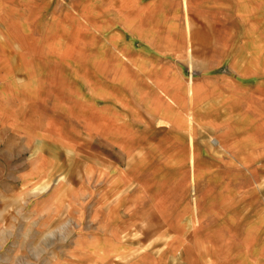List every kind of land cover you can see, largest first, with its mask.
I'll list each match as a JSON object with an SVG mask.
<instances>
[{
	"label": "rangeland",
	"instance_id": "1",
	"mask_svg": "<svg viewBox=\"0 0 264 264\" xmlns=\"http://www.w3.org/2000/svg\"><path fill=\"white\" fill-rule=\"evenodd\" d=\"M134 1L121 0L123 14L129 11V6ZM177 1L180 4V0ZM14 2L16 5L8 3L5 6L4 10L8 14L6 26L0 28V40H5L4 53L9 52V58H6L9 65L19 64L20 58L16 57L19 50L17 41H22L25 49H34L36 45L39 50L42 47V50L49 52V58H44L41 62L34 63L35 65L50 66L55 71L65 67L67 74L69 68L85 67L79 71L82 74L74 71V76L79 82L78 89L82 88L83 83H88L90 87L87 91L82 89L76 92H83L82 98L88 101L91 111L98 112V119L101 116L102 121L90 123V141L78 142L80 145L108 154L114 160L117 158L113 153V144L117 147L122 145L123 148L136 145V152L133 151L135 159L172 164L178 163L183 156L180 150L187 151L186 139L182 135L177 138V135L181 132L184 137L187 133L190 135V160L193 164L186 172L190 179L186 183L187 205L197 195L201 196L202 202L205 201V206L210 199L213 210L211 216L196 219L192 226L216 224L221 229L226 226L241 228L243 223L249 221L248 226L251 228H264V169L250 171L255 182H250L248 186H245L248 178L242 174L249 171H241L243 167L248 168V164L254 163L252 161L258 162L256 167L260 166L264 162V154L253 160L248 158L251 157L250 153L247 154L248 157H241L239 160L243 165L239 168L235 164L238 170H231L235 166H226L230 161L231 150L238 147L240 137L250 131L254 137L249 139L248 144L264 149V141H261V134L256 127L258 123L251 125L248 118L244 117L248 112L245 111L243 115L241 107L224 108L222 111L218 107L220 112L214 113L216 106H210L207 102L199 103L201 92H198L199 88L195 84L196 81L210 84L214 80L225 83L227 79L232 84L231 87H240L242 84L244 90L249 87L246 89L250 94L248 97L257 96L258 83L264 78V24L258 26L256 22L262 19L264 23V7L250 5L248 10L240 9L242 15L239 14L243 16L246 26H239L234 30L224 18L215 20L208 11L195 12L187 9L186 0L184 11L167 10L169 17L157 12L154 17L141 21L140 18L147 11H140L137 26L136 19L131 16L118 18V23L114 24V0ZM39 2L46 9L49 5L54 9L51 16L45 14L43 17L44 21L41 22L44 25H34L36 21L28 17ZM103 3L105 8L102 7V11L99 5L102 6ZM35 38L40 40L37 44L33 43ZM135 51H143L142 54L139 53L143 58L139 59L142 62L137 73L124 58L129 60L128 57L134 55ZM93 69L105 76L104 82L100 79L98 83L91 78ZM129 82L132 83L131 87ZM179 82L187 84L186 95L189 99L185 107L179 108V115H172L178 108L169 106L168 109L163 106L166 95L162 85L170 84L172 89L169 88V91L178 93V90H174V85L177 87ZM130 92H138L139 99L147 98V101L139 103L144 112L150 117L161 116L168 119L169 129L165 126L154 127L149 122L141 124L138 118L142 112L138 109L133 115L129 107L121 109L111 105L116 97L119 103L125 105L122 101L130 98ZM99 101L104 104H98ZM253 109L255 108H250V115L254 114ZM231 113L239 115L232 117ZM133 116L135 117L132 118ZM178 120L184 126L180 131L177 129ZM130 135L135 137L132 141ZM41 144L47 148L44 141ZM77 145L79 144H75ZM228 146L232 147L226 153L224 148ZM2 151L8 153L0 154V264H113L112 252L98 250V246L108 244L107 240L100 243L104 236L95 231L88 234V228L96 225L88 218L76 215L72 217L71 214L67 217L64 207H59L57 217L51 220L35 219L32 216L29 210L35 196L29 192L17 195L19 180L22 178L18 174L23 165L31 161L30 155L23 153L18 140L11 138L4 141L0 139V152ZM76 154L46 155L53 158L58 167L44 169L36 187L38 195L47 196L56 191L59 187L51 186L57 182L65 184L64 168L66 163L77 162ZM215 158L217 168L204 169L209 166V162L214 163ZM195 163L202 164L200 175L199 170L193 169ZM175 172L177 171L171 170L169 173ZM72 173L75 175L77 172ZM194 178H201V184L199 180L194 183ZM59 195L57 193L56 197ZM174 209H177L176 205L169 210ZM156 213L155 211L154 216L152 215L153 218L134 221L122 233L120 241L128 245L135 244L136 249L148 250L154 255L162 254L165 259L170 260V264H177L175 261L178 259L188 260L195 257V254L205 259L211 252L204 249L195 252L188 248L186 251L169 252L167 244L177 236H171L172 230L165 224L168 223L167 219H162ZM190 228L185 235L186 242L191 238ZM144 230L152 231L153 234H141ZM187 244L191 245L190 242ZM136 251L139 250L126 251L127 254L121 251L118 259L132 257Z\"/></svg>",
	"mask_w": 264,
	"mask_h": 264
},
{
	"label": "crops",
	"instance_id": "2",
	"mask_svg": "<svg viewBox=\"0 0 264 264\" xmlns=\"http://www.w3.org/2000/svg\"><path fill=\"white\" fill-rule=\"evenodd\" d=\"M176 1L135 0L130 4L129 11L123 14L121 0H114L113 11L116 14L114 24L118 23V18L122 19L125 16L135 18L137 23L140 11H147L140 18L141 21L154 17L153 15L157 12L169 17L170 14L169 12L166 13L167 10L182 12L187 3V9H193L195 12L208 11L212 19L222 20L224 18L229 21V27H234L235 30L239 26L243 28L246 26L243 16L239 14L241 13L240 9L245 10L246 8L248 10L250 5L258 8L264 7V0H186V3L185 0H180V4ZM8 3L16 5L14 0H0V28L2 29L6 26L8 14L4 8ZM102 7L105 8V3L102 6L99 5L103 11ZM53 12L54 9L51 5L46 9L42 2H39L37 6L33 7L28 17L36 21L34 25H44V22L41 21H44L45 14L51 16ZM138 24L139 22L136 26ZM263 24L262 19L256 22L258 26H263ZM38 41L40 40L35 38L33 43L37 44ZM4 44L5 40H0V139L1 141L10 138L14 141L18 140L21 151L30 155L31 161L24 164L18 174L22 178L20 177L19 180L17 195L20 196L21 193L29 192L35 196L29 210L35 219L51 220L56 218L60 211L59 207H64L67 217L70 214L72 217L75 215L82 216L91 220L92 224H96L88 228V234L95 231L98 235L104 236L100 243L107 240L108 244L104 247L98 246V250L103 249V251L112 252L115 264H170V260L165 259L162 254L154 255L147 252L148 250L136 249L135 244L130 243L128 245L120 241L122 240V233L131 227L134 221L153 218L156 211V214L162 219H167L168 223L165 224L172 230L171 236H177L171 238L167 244L169 252L186 251V248L193 249L195 252L203 249L211 251L205 259H201L195 254V257L188 260H176L177 264H264V240L260 239L264 238V228L262 230L259 227L251 228L248 226L249 221L243 223L241 228L226 226L221 229L216 224H207L204 227L192 226L196 219L201 220L207 215L211 216L213 210L210 199L205 206V201L202 202L201 196L197 195H194L190 205H187L189 201H187L186 183H189L190 179L186 172L193 165L190 160V135L186 133L187 136L183 137L181 132L178 133L177 138L182 135V138L186 139L187 151L180 150L179 152H183V156L179 158L178 163L172 164L152 163L135 159L133 151L136 152V145L135 147L123 148L122 145L117 147L113 144V153L117 158L115 160L108 154L99 153L87 145H80L82 141L87 143L90 141V123L102 121L101 116L98 119V112L91 111L88 101H84L82 98L83 92L80 94L76 92L82 89L87 91L90 87L88 83H83L82 88L78 89L79 82L74 76V71L82 74L79 71L84 70L85 67L81 69L69 68L67 74L65 67L55 71V68L51 69L50 66L35 65L34 63L49 58V52L42 50V47L39 50L36 45L34 49L32 47L25 49L22 46V41H17L19 50L16 52V57L20 58L19 64L12 66L6 60L9 58V52L4 53ZM139 53L142 54L143 51H135L134 55L128 57L129 60L120 55L126 59L129 67L135 73L138 72V66L142 62L139 59L143 58ZM92 73L91 78L94 81L99 83L101 79L104 82L105 76L99 72L96 73L94 69ZM225 80V83L214 80L210 84L196 81L195 84L199 88L198 92H201L199 103L207 102L210 103V106H216L213 112L217 114L224 108L241 107L242 114L245 111L248 112V115H243L248 118L251 125L258 123V126H255L261 134L259 136L261 141H264V78L258 83L256 97H248L250 94L249 91L246 92V89L249 87H245V90L243 84L240 87H231L232 84L227 79ZM128 84L131 87L132 83L129 82ZM91 88H94L93 85ZM162 88L166 95L163 98L165 103L163 106L168 109L170 107L178 108L177 112L173 111L172 115H179V108L185 107L189 99L186 95L187 84L179 82L177 87L174 85V90H178V93L173 92V90L169 91V88L172 89L170 84L167 86L164 83ZM239 90L244 91L240 92ZM130 93V98L122 101L125 105L119 103L117 97L114 104L111 105L113 107L119 106L121 109L129 107L133 115L138 109L142 112L138 118L141 124L149 122L154 127L165 126L169 129L168 119L166 120L165 117L161 116L150 117L146 111L144 112L143 106L139 103L140 101H147V98L139 99L138 92ZM85 95H89L88 92ZM127 102L130 104L127 105ZM98 104H104V102L99 101ZM218 107H220V111H218ZM250 108H255L252 110L254 113L252 115L249 113ZM231 115L237 117L239 113H231ZM183 128L184 126L178 120V131ZM252 137L254 135L251 131L240 137V145L231 150L230 161L226 163V166H235L236 164L240 168L243 165L242 161L239 160L241 157H248L247 154L250 153L252 158H248L253 160L264 154L263 148L248 144ZM130 138L132 141L135 137L130 135ZM41 141H44L47 148L42 146ZM75 144L79 145L75 146ZM231 147H225V152L229 153ZM4 153H8V151L0 152L2 155ZM75 153L78 156L77 162L66 163L64 168L66 172L64 175L65 184L62 185L57 182L51 186L52 188L59 187L56 191L47 196H43L42 193V195H38L36 187L44 169H56L58 167L53 158L46 155L65 154L68 156ZM204 153L207 154V152ZM216 160L215 158L214 163L209 162V166L204 169H216ZM252 162L254 163L248 164V168L243 167L241 169L245 173L249 171V173L242 174L248 178L245 186H248L250 182H255L254 175L250 171L259 168L264 169V162H261V165L257 167L255 164L258 162ZM171 166L174 168L171 169ZM194 166L193 169L199 170L200 175L203 169L202 164L195 163ZM237 166L231 170H238ZM171 170L177 172L170 174ZM73 171L77 172L76 176L72 173ZM198 180L201 184V178H194V183ZM57 193L60 195L56 197ZM175 205L177 206L176 210H169ZM188 228L191 230V238L186 242L185 235L189 232ZM144 231L141 234H153L152 231ZM189 242L191 245L187 244ZM135 250L139 251H136L137 253L132 257L118 259L119 252L124 251V254H127L126 251L133 252Z\"/></svg>",
	"mask_w": 264,
	"mask_h": 264
}]
</instances>
